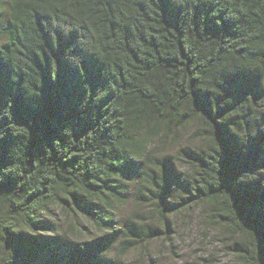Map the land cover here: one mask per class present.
<instances>
[{"label":"trees","instance_id":"1","mask_svg":"<svg viewBox=\"0 0 264 264\" xmlns=\"http://www.w3.org/2000/svg\"><path fill=\"white\" fill-rule=\"evenodd\" d=\"M187 126L199 145L154 154ZM130 181L166 228L203 207L225 264H264V0H0V264L150 242L115 225ZM54 208L106 232L46 233Z\"/></svg>","mask_w":264,"mask_h":264},{"label":"rangeland","instance_id":"2","mask_svg":"<svg viewBox=\"0 0 264 264\" xmlns=\"http://www.w3.org/2000/svg\"><path fill=\"white\" fill-rule=\"evenodd\" d=\"M192 126H187L171 136L154 149L158 156H175L180 146L199 145V138L193 133ZM178 168L181 167L177 164ZM140 182L126 183V202L115 209V225L121 226L128 217H145L153 229L159 233L150 242L128 252L120 253L117 243L107 251V257L113 258V264H225L233 259L226 248L225 231L209 224L207 210L193 206L183 212L167 217L169 227H165L152 213L149 203L138 201ZM46 214L43 230L57 237L85 239L104 234L106 231L95 228L81 216L67 217L58 208Z\"/></svg>","mask_w":264,"mask_h":264}]
</instances>
